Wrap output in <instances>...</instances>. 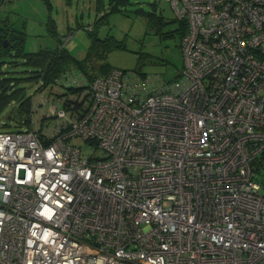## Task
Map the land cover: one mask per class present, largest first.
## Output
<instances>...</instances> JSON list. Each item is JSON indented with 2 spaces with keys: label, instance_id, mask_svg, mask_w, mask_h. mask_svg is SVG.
<instances>
[{
  "label": "built area",
  "instance_id": "obj_1",
  "mask_svg": "<svg viewBox=\"0 0 264 264\" xmlns=\"http://www.w3.org/2000/svg\"><path fill=\"white\" fill-rule=\"evenodd\" d=\"M167 1L176 80L66 72L50 135L0 131V264H264V0Z\"/></svg>",
  "mask_w": 264,
  "mask_h": 264
},
{
  "label": "rangeland",
  "instance_id": "obj_2",
  "mask_svg": "<svg viewBox=\"0 0 264 264\" xmlns=\"http://www.w3.org/2000/svg\"><path fill=\"white\" fill-rule=\"evenodd\" d=\"M48 1L49 4L46 0L0 2V26L9 24L19 32H23L25 52L54 49L60 44L73 58L84 60L92 41L86 29L91 26L97 37L104 39L106 36H111L118 42H123L124 48H113L106 53H102V50L92 53L89 59L82 63V68L88 74L101 76L107 69L137 70L171 81L182 69L180 39L177 36L166 35L177 29L174 12L167 0H129L130 5L120 6V11L117 12H110L109 0ZM140 11H154L163 17L166 25L161 29L150 26L146 18L138 13ZM10 60L13 58L6 59L5 63L0 65L3 74L18 78H26L30 75L29 72L24 71V66L21 64L14 66ZM21 86L25 94L36 101L34 105L39 110L37 112L44 114L45 125H49L43 127L42 132L50 135L53 121L46 117L47 109L52 103L58 106L60 101L75 95L69 93L62 95L67 91L61 85L54 87V92L58 95L50 94L48 89L38 90L41 87L40 80H23ZM8 110L7 107L0 115L1 124L4 123ZM15 130L13 122L9 127H0V131ZM76 143L87 156L100 158L106 156L103 151L94 149V146L87 142ZM253 168L257 169L256 181L262 185L264 192V166L257 162Z\"/></svg>",
  "mask_w": 264,
  "mask_h": 264
},
{
  "label": "trees",
  "instance_id": "obj_3",
  "mask_svg": "<svg viewBox=\"0 0 264 264\" xmlns=\"http://www.w3.org/2000/svg\"><path fill=\"white\" fill-rule=\"evenodd\" d=\"M46 3L49 4V1L46 0ZM109 4L110 12H117L120 11V6L130 5V1L109 0ZM110 12H108V14ZM138 13L146 18L147 23L150 26L161 29L162 26L166 25L163 17L157 15L154 11H140ZM104 15H107V13H104ZM175 22L177 23V29L166 35L177 36L181 39L187 31L186 22L184 20H177L176 18ZM86 31L92 39L90 49L84 60H76L66 52L60 44L54 49L25 52L23 49L25 42L23 32H19L9 24H3L0 26V43L4 40L8 41L7 46L0 49V65L5 63L6 59L13 58V60H10L12 65L15 66L21 64L24 66V71L30 73L26 78H18L13 75H5L6 73L3 74L0 68V115L7 107L9 108L4 123H0V127H9L10 123L13 122L16 128L15 131L34 129L39 133L42 132V126L39 124L44 120V114L37 112L39 110L34 105L36 101L33 97L25 94L24 88L21 86V81L27 79L33 81L40 80L41 87L38 90L48 89L50 94L58 95L54 92V87L57 80H59L66 72L74 70L83 74L89 81L96 77L92 74L86 73L84 68H82V63L88 60L92 53L94 54V52H97L98 50H102V53H106L113 48H124L123 42H118L111 36H106L104 39L97 37L91 26H88ZM110 70L112 69H107L104 75ZM178 76L179 75L177 74L173 80H176ZM65 89L67 92L62 95L69 93L77 96L83 92L82 88L65 87ZM60 102L62 104L63 100ZM64 102L67 103V101ZM34 123H37L36 126L38 129H36V126H32ZM47 142L48 140L44 141V143Z\"/></svg>",
  "mask_w": 264,
  "mask_h": 264
},
{
  "label": "water",
  "instance_id": "obj_4",
  "mask_svg": "<svg viewBox=\"0 0 264 264\" xmlns=\"http://www.w3.org/2000/svg\"><path fill=\"white\" fill-rule=\"evenodd\" d=\"M2 1H4V0H0V2H2ZM7 40H4V41H2L1 43H0V49L2 48V47H6L7 46Z\"/></svg>",
  "mask_w": 264,
  "mask_h": 264
}]
</instances>
